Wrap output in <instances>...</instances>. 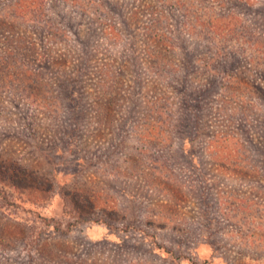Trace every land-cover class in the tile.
<instances>
[{
  "label": "rangeland",
  "instance_id": "obj_1",
  "mask_svg": "<svg viewBox=\"0 0 264 264\" xmlns=\"http://www.w3.org/2000/svg\"><path fill=\"white\" fill-rule=\"evenodd\" d=\"M17 2L0 264H264V0Z\"/></svg>",
  "mask_w": 264,
  "mask_h": 264
},
{
  "label": "trees",
  "instance_id": "obj_2",
  "mask_svg": "<svg viewBox=\"0 0 264 264\" xmlns=\"http://www.w3.org/2000/svg\"><path fill=\"white\" fill-rule=\"evenodd\" d=\"M19 0L18 3H20ZM108 123V122H107ZM151 127H157L159 125V121H154L153 123L151 122L149 124ZM153 125V126H152ZM148 129V128H147ZM159 133H161L160 131H158ZM0 160H3L0 157ZM6 160H13V159H6ZM3 164H5L3 162ZM23 167L21 165H19L17 162L15 161H11L9 164V170L7 169L6 171H3L2 169H0V176H2L3 178H5L11 186L13 187H17V188H22V189H36L39 190L40 187L42 186V184L40 182H46V184L50 183V180L47 178H43V177H39V176H30L29 174L27 175L26 171H22ZM69 202L76 208L79 209V200H74L72 197L68 198Z\"/></svg>",
  "mask_w": 264,
  "mask_h": 264
}]
</instances>
